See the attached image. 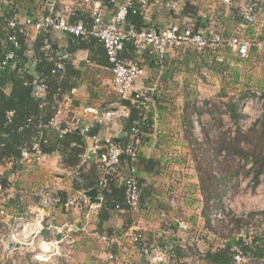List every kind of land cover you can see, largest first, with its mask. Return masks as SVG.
<instances>
[{
	"label": "crops",
	"instance_id": "obj_1",
	"mask_svg": "<svg viewBox=\"0 0 264 264\" xmlns=\"http://www.w3.org/2000/svg\"><path fill=\"white\" fill-rule=\"evenodd\" d=\"M126 1L110 0L108 5H102L106 18H110L117 7ZM249 1L234 0L228 6L218 0H147V5L139 16L142 28L155 27L161 31L178 32L191 28L196 32L218 34L227 39L237 30L240 8ZM56 3L54 1L41 6V11L54 12L57 9ZM79 8L85 19H78H84L80 22H85L86 7ZM73 11L71 8L67 20L70 21ZM256 32L260 38H264V5L262 13L258 14L257 26L246 34L255 37ZM35 35L34 31L29 30V37ZM62 37L65 38L64 35ZM93 50H79L68 55L71 66L79 76L63 85L65 94L59 103L63 111L60 121L67 123L71 118L78 117L79 129L83 132L95 129L99 137L123 140L126 137V117L116 115L112 122H107L84 113V109L89 106L98 107L102 112L116 111L119 106L111 73L106 68L107 65L98 61L101 55L98 54L96 45ZM197 50L176 49L166 56L162 65L150 62L142 54L134 53L130 58L125 54L127 61L134 60L144 69V75L136 81L133 91H148L154 99L146 112L151 125L139 148L136 175L140 182L141 202L138 211H115L100 223L98 213L102 196L97 192L100 203H90L85 195L88 191L74 188L76 173L63 168L59 155L55 154L48 157L41 166L13 170L0 166V174L11 181L3 202L6 220L11 221L8 215L23 216L28 208L34 209L40 202L38 193L46 189L60 199V203L45 210L48 222L57 228L66 223L75 228V232L71 234L75 243L74 254L68 263L62 264H145L138 247L128 239L131 227H137L149 244L167 251L164 262L160 264H199L197 252L203 253L209 242L217 245V240H212L213 235L205 224L206 211L195 166L200 154L194 150V122L201 128L204 126L194 119L198 114V100H207L208 103L204 101L208 104L205 109L207 106L211 109L212 105L222 106L226 103V97L222 96L227 94L224 86L230 89L228 96L233 94V89L238 91L239 79L235 74L239 62L249 61L253 67L258 64V68L250 67L253 71L261 68L264 70V61L254 60L256 55L264 53L258 54L252 50L247 58L240 59L225 48ZM29 67L31 66L25 65L20 68V73L23 74ZM217 102L219 103L215 104ZM89 138H85L86 154L90 161L99 163L102 155L97 149L89 151ZM207 138L205 133L204 139ZM79 195L85 200L70 207L64 206L67 200ZM61 198H65V202H61ZM2 217L0 216V224ZM178 222H184L187 230L179 229ZM107 234L116 236L120 245L101 241L100 237ZM51 237L46 230L45 238ZM121 245L129 251V258L123 256ZM25 253L27 254L26 251L15 249L10 254L11 257H8L9 264L21 259ZM109 254H113L115 260L110 261ZM1 261L2 259L0 264Z\"/></svg>",
	"mask_w": 264,
	"mask_h": 264
},
{
	"label": "built area",
	"instance_id": "obj_2",
	"mask_svg": "<svg viewBox=\"0 0 264 264\" xmlns=\"http://www.w3.org/2000/svg\"><path fill=\"white\" fill-rule=\"evenodd\" d=\"M6 0H0V19L3 15L2 6ZM57 9L54 12L41 11V6L48 4L51 0H38L36 5L39 10L33 16L21 15L18 10L12 8L8 25L10 28L19 27V32L27 36L26 47L24 54L29 61V65L33 64L34 50L32 48V37H29V30L35 33L50 32L54 34L62 33L76 39H86L88 37L95 38L103 47L107 58V69L112 76V86L121 100L128 101L131 105L142 109L146 114L150 105L154 103L152 95L145 90L133 91L136 81L144 75V69L137 62H128L119 57V52L122 50L124 43H130L135 53H147L151 62L156 65H162L166 56L180 48H196L202 50L210 48H225L234 52L240 59L248 57L250 52L254 50L256 53H264V38L259 35L250 37L246 33L254 30L258 22V14L262 13L264 0H250L240 8V21L237 30L227 39H223L218 34L195 32L191 28H187L181 32L176 30L161 31L155 27H149L140 31L128 29L126 27V19L130 10L132 13H139L145 9L147 0H127L119 5L116 11L110 18H106L104 8L99 0H54ZM224 5H232L234 0H218ZM9 3H13L9 0ZM6 4V3H5ZM84 6L87 11V19L85 22L72 23L67 20L68 14L72 7ZM19 41L13 34H8L6 37V49L3 50L0 60V68L6 67L15 59L16 52L19 50ZM42 50H50L49 44H44ZM34 65V64H33ZM64 68V64L56 62L52 69V74H56ZM27 85V82H25ZM47 85L43 82L34 83V95L37 98L43 99L47 91ZM258 99V98H257ZM263 100V98H262ZM262 102V101H261ZM251 104V102H250ZM263 110V109H262ZM238 112L245 114L244 104L238 103ZM84 113L92 115L95 119L112 122L116 115L118 117H127V110L119 104L116 111L105 110L100 108L86 107ZM63 115L62 109L59 107L49 125L57 127L60 123V117ZM13 116V111L7 113V118ZM246 117L243 115L242 119ZM241 119V120H242ZM240 120V121H241ZM238 124L240 130L252 126L255 120L246 119L241 124ZM80 119L73 117L60 134L63 135L72 129H79ZM139 122L131 130L130 142L121 147L112 141L110 137H90L91 145L89 151L102 149L103 155L100 157V166L102 170V181H106V177L114 179L118 186L123 187L125 192V201L131 211L135 213L140 207V187L136 175L134 164L138 160L139 148L142 144V136L139 134ZM195 124V129L199 127ZM234 127V126H233ZM235 129V127H234ZM83 132V130H81ZM144 137V136H143ZM197 142H202V137L195 136ZM224 156L222 152L220 159ZM87 157V154L84 155ZM47 156L41 154L37 145H33L30 149H24L21 152L20 159L16 162H9L5 166L12 169L16 165L24 167L41 166ZM0 174V216L3 218L0 224V259L1 264H9L10 254H13L15 248L9 245H24L18 250L32 253V258L38 264H62L70 261L75 251L74 239L71 236L75 232V228L69 224H64L61 228H57L51 222H48V216L45 210L54 204L60 203V199L55 194H51L46 189L38 193L40 196L39 204L34 208H28L27 213L23 216L8 215L11 221L6 220L4 216L3 202L7 197L8 186L11 183L9 178H5ZM85 200L82 195L71 200H67L65 207H70ZM222 202L214 200L210 201L209 220L212 226H217L223 223L226 230L224 235L231 232L234 237H240L243 232L246 233L245 244H249L251 237L260 234L264 240V223L261 228H253L254 224H261L264 220L263 215L256 214L248 221V224L243 226L239 231L234 228L233 219L237 216L228 215V210L222 207ZM241 218H247L246 215ZM178 228L182 231L187 230V225L184 222H178ZM47 231L52 235L47 239L44 233ZM78 230V229H77ZM56 235H60L56 239ZM101 241L107 244H119L116 236L100 237ZM128 239L131 243L138 247L139 252L144 258L145 264H160L164 262L167 251L157 246L149 244L143 233L137 227H131L128 233ZM225 240L219 241L216 247H222ZM120 245V244H119ZM49 248V251L46 250ZM123 251V256L130 257V253L125 246H120ZM233 264H264V261L253 262L247 256L243 255L238 248H233ZM110 261L115 260L113 254L108 255ZM17 264V262H13Z\"/></svg>",
	"mask_w": 264,
	"mask_h": 264
},
{
	"label": "trees",
	"instance_id": "obj_3",
	"mask_svg": "<svg viewBox=\"0 0 264 264\" xmlns=\"http://www.w3.org/2000/svg\"><path fill=\"white\" fill-rule=\"evenodd\" d=\"M99 1L104 6L110 2V0ZM12 2L10 4L9 0H6V4L4 3L2 6L0 54L6 49V37L8 34L15 35L20 46L16 52L15 59L6 67L0 68V166H5L10 161L17 163L22 150L30 149L33 145H37L41 154L47 157L58 154L60 165L76 173L77 177L74 180V188L76 190H96L102 196V203L98 213V221L100 223L106 221L112 212L121 210L131 212L125 201L123 187L118 186L115 180L108 176L106 177V181L103 182L100 162L94 163L88 159V156L84 157L86 155L85 138L97 136L98 131L90 129L86 132H81L80 129H72L61 135L60 131L64 129L66 122L60 121L57 127L49 125L56 110L59 108V103L64 98V83L79 76V73L75 72V69L71 66L68 55L71 56L79 50L93 52V47L96 45L98 54L101 55V59L98 61L108 65L102 45L93 37L76 39L62 33L39 32L36 33L35 37H32L34 65H29V61L24 54L27 36L19 32V27L10 28L7 21L12 13V8L18 10L21 15L30 17L39 10L40 5H36L38 0H12ZM51 2H54V0H51ZM72 8L74 11L70 22L77 23L84 21L82 9L79 6ZM139 15V11L137 13H132V10L129 11L126 19V27L128 29L140 31L143 28H149H142ZM79 17L84 19H78ZM62 39L64 44L61 43ZM44 44H49L50 50H42ZM193 50L196 51L197 49L193 48ZM134 53V47L130 43H124L122 50L119 52V57L127 61L125 54H128L130 58L133 57ZM142 55H145L150 61L147 53L143 52ZM58 61L64 64V68L53 75L51 71ZM132 61L134 60L128 62ZM25 65L31 67L21 74L19 69L24 68ZM138 65L140 66L139 63ZM60 77H62V80H60ZM40 81L48 87L43 99L37 98L34 95V83ZM25 82H27V85ZM262 96L264 98V94ZM119 104L124 106L128 111L124 125L126 137L123 140L112 139V141L124 147L131 140V130L136 122L140 123L138 132L143 139L144 134L149 131L151 120L146 117L142 109L131 105L128 101L119 99ZM237 107L238 103L230 99L222 107L212 105L210 109V113L216 115L218 119L221 118V115L225 114L229 117L230 122L235 127L233 131L234 136H232V130L226 129L216 137V141L205 151L202 150L204 149L203 143L193 139L194 150L200 154V157L195 161V166L206 211L204 213L205 224L213 235L212 240H217L218 243L220 236L223 238L222 240H225L222 247H215L217 246L215 242L212 244L209 242L208 248L203 253L197 252L196 258L201 264H233V248L240 249L243 255L253 262L264 261V240L260 234L251 237L250 243L246 245L247 236L245 232L238 238L232 236L231 232L223 235L224 231H220L218 225L212 226L209 220L210 201L214 200L220 203L227 189L225 187L230 185L233 179H237L239 176L237 168L233 169L231 166L222 167L220 175L214 173L215 166L213 164L214 162H219L216 156H220L223 152L224 156H222L220 161L224 160L225 164L237 158L245 163L250 161V172L252 173L254 185L258 184L260 176L264 174V111L262 117L254 125L246 131H241L238 124L243 115L238 112ZM10 111H13V116L8 119L7 113ZM99 151L103 155L104 150L99 149ZM203 158L205 164L203 163ZM234 160L231 162L233 163ZM138 163L139 156L137 162L134 164L136 169ZM17 168L21 169L22 167L16 165L12 170ZM242 168L244 167L242 166ZM3 177L5 184L6 176L3 175ZM138 184L140 187L139 181ZM61 202H65V198H61ZM259 214L263 215V213ZM254 215L256 214L252 213L245 219H233L234 228L239 231L243 226L248 224V221ZM221 224L223 225V223ZM105 236L109 237L110 234ZM187 250H190V248H187Z\"/></svg>",
	"mask_w": 264,
	"mask_h": 264
},
{
	"label": "rangeland",
	"instance_id": "obj_4",
	"mask_svg": "<svg viewBox=\"0 0 264 264\" xmlns=\"http://www.w3.org/2000/svg\"><path fill=\"white\" fill-rule=\"evenodd\" d=\"M264 54L256 55L255 61L256 62H262L264 61ZM253 60V61H254ZM250 67H253L249 61L245 62H239L238 69L236 71V76L239 79V86L237 87V92L233 89L232 95H227L230 93V89L226 86H224L226 93L222 97L224 99V102H227L229 98H232L233 102L242 103L244 104L245 114H243L246 118L242 119L240 121V124L246 120H255V123L262 117L263 111H264V70L261 69H255L253 71L250 69ZM258 68V64L255 66ZM253 67V68H255ZM258 98V99H257ZM263 98V100H262ZM205 100L199 99V109L197 110L196 119L199 124L203 123V127H198L197 129H194L193 133L194 135L202 137V143L204 149L206 150L209 148V146H212L213 142L216 141V137H218L223 131L226 129L235 130L232 126L229 117L225 115H221V118L218 119L216 115H212L210 113V107H206ZM217 101H219L217 99ZM262 101V102H261ZM210 102V101H209ZM222 102V103H224ZM251 102V104H250ZM208 103V102H207ZM212 104V102H210ZM209 103V104H210ZM214 103V102H213ZM219 102L215 103L218 104ZM205 104V105H204ZM222 107V106H220ZM238 109V107H237ZM263 109V110H262ZM254 123V124H255ZM253 124V125H254ZM251 127V126H250ZM250 127L246 128L243 131H246ZM242 131V130H241ZM205 133H207L208 138L207 140L204 139ZM234 136V134L232 135ZM231 136V137H232ZM211 152V151H210ZM209 152V153H210ZM205 155V154H204ZM206 156V155H205ZM217 163L214 162L215 170L214 173L217 175H220V169L222 167H232L235 169L237 168L239 172V176L237 179H233V181L230 183V185L226 186L225 188V194L223 195L221 202L222 207L226 208L228 210V215L237 216L238 218H241V216H248L252 213L259 214L261 212H264V174L260 176L259 182L257 185H254V182L252 180V173L251 170V162L245 163L242 160L232 159L234 160L233 163L232 160L228 161V163H224V160L220 161V158L216 156ZM203 158V163L204 162ZM203 164V165H204ZM205 166V165H204ZM242 166L244 168H242ZM224 169V168H223ZM248 173V174H247ZM264 223V220L261 224H254L253 228H261V225ZM220 231L226 230L225 226L222 224H218ZM223 227V228H222ZM225 233H223L224 235ZM45 236V233H44ZM223 238H221L219 241L221 242ZM218 241V243H219ZM217 243V245H218ZM21 259H17L16 262H19L21 264H38V262H35L32 258V253H25L23 256L20 257Z\"/></svg>",
	"mask_w": 264,
	"mask_h": 264
},
{
	"label": "water",
	"instance_id": "obj_5",
	"mask_svg": "<svg viewBox=\"0 0 264 264\" xmlns=\"http://www.w3.org/2000/svg\"><path fill=\"white\" fill-rule=\"evenodd\" d=\"M86 198L89 199L90 203H93V204H99L100 203V199L98 197V193L96 192V190H90L88 191L86 194ZM60 238V235H56V239H59ZM14 247L15 249H18L20 247H24V245H18V244H15V245H9V247ZM46 250L49 251V248L46 247Z\"/></svg>",
	"mask_w": 264,
	"mask_h": 264
}]
</instances>
